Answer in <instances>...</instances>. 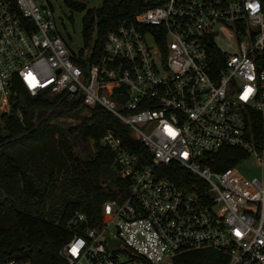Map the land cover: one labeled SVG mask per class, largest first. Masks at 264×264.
I'll list each match as a JSON object with an SVG mask.
<instances>
[{"label": "built area", "instance_id": "2783aa9c", "mask_svg": "<svg viewBox=\"0 0 264 264\" xmlns=\"http://www.w3.org/2000/svg\"><path fill=\"white\" fill-rule=\"evenodd\" d=\"M141 1L92 58L91 48L80 57L68 47L47 0H0V114L24 106L20 90L99 106L151 161L105 131L100 144L127 194L105 201L99 225L59 254L66 264H175L213 250L227 264H264V0ZM224 147L245 158L219 170ZM249 157L258 177L238 168ZM169 164L197 181L184 188L160 176ZM86 222L77 214L66 226Z\"/></svg>", "mask_w": 264, "mask_h": 264}, {"label": "trees", "instance_id": "16d2710c", "mask_svg": "<svg viewBox=\"0 0 264 264\" xmlns=\"http://www.w3.org/2000/svg\"><path fill=\"white\" fill-rule=\"evenodd\" d=\"M81 19L82 48H91L92 58L102 52L109 31L118 22L133 18L146 6L141 0H103L98 9L82 2L65 1ZM20 120L14 114H0V264L14 259L30 264H66L59 251L74 234L98 226L105 201L123 199L127 181L117 177L114 188L106 186L102 169L113 165V154L100 144L108 129L141 155L150 165L147 148L131 139L127 129L99 106L87 108L81 102H67L59 96L31 98L19 92ZM58 123H66L59 126ZM92 140L95 153L89 159L75 152L73 138ZM245 155L237 148L224 147L216 155L217 168L237 164ZM158 174L189 188L197 181L175 164L157 167ZM84 214L87 222L69 230L67 222ZM175 264H227V258L213 250L186 252Z\"/></svg>", "mask_w": 264, "mask_h": 264}, {"label": "rangeland", "instance_id": "374dc122", "mask_svg": "<svg viewBox=\"0 0 264 264\" xmlns=\"http://www.w3.org/2000/svg\"><path fill=\"white\" fill-rule=\"evenodd\" d=\"M53 10V16L56 23L57 32L63 37L68 47L78 52L82 46L81 36V19L84 12H78L70 9L65 1L67 0H47ZM84 3L88 9H98L101 7L103 0H73ZM75 144V152L83 158L89 159L94 156L95 147L92 140H81V137L76 134L73 138ZM241 173L247 178L259 176V168L256 160L249 157L238 164ZM103 183L114 188V182L118 177V173L114 165L105 167L101 173Z\"/></svg>", "mask_w": 264, "mask_h": 264}, {"label": "water", "instance_id": "95a60500", "mask_svg": "<svg viewBox=\"0 0 264 264\" xmlns=\"http://www.w3.org/2000/svg\"><path fill=\"white\" fill-rule=\"evenodd\" d=\"M24 105V104H23ZM59 126H63L65 127L66 126V123H58Z\"/></svg>", "mask_w": 264, "mask_h": 264}]
</instances>
